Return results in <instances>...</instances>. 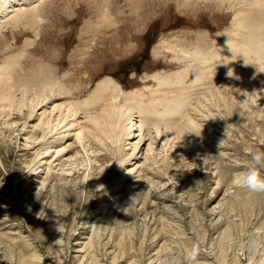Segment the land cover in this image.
Returning <instances> with one entry per match:
<instances>
[{
	"label": "rangeland",
	"instance_id": "rangeland-1",
	"mask_svg": "<svg viewBox=\"0 0 264 264\" xmlns=\"http://www.w3.org/2000/svg\"><path fill=\"white\" fill-rule=\"evenodd\" d=\"M224 42L233 64H223ZM235 69L260 72L256 89L233 102L227 87L217 89ZM44 81L60 102L98 99L91 114L110 102L112 89L99 88L108 81L136 95L135 106L153 96L160 111L172 102L164 121L174 130L187 115L196 125L179 141L146 133L132 159L134 124L118 145L84 131L81 107L79 119L67 120L72 129L59 124L58 134L37 126L49 107L26 122L0 108V264H189L194 244L196 264L264 259V193L236 183L249 150L264 149V0L0 2V98L17 100ZM209 93L213 104L195 111ZM137 110L138 123L156 126ZM17 115L19 125L6 126ZM81 142L95 153H83ZM147 142L159 144L154 162L136 154Z\"/></svg>",
	"mask_w": 264,
	"mask_h": 264
},
{
	"label": "bare ground",
	"instance_id": "bare-ground-1",
	"mask_svg": "<svg viewBox=\"0 0 264 264\" xmlns=\"http://www.w3.org/2000/svg\"><path fill=\"white\" fill-rule=\"evenodd\" d=\"M17 1V0H16ZM15 0H0V2L2 3V6H6V7H9V6H12L13 3H16ZM238 13V12H237ZM237 22V21H236ZM236 25V24H235ZM239 25H241V23H239ZM238 25V26H239ZM243 25V24H242ZM240 29V28H239ZM260 30V29H259ZM222 31V30H221ZM223 32V31H222ZM221 32V33H222ZM236 34V33H235ZM234 37V36H233ZM227 39V38H226ZM258 39V38H257ZM256 41V40H255ZM262 43V42H261ZM230 45L231 43H226L224 42V46H223V51L222 53L220 54V56H226V61L223 63H232V61L230 60V56L228 57L227 54L225 53V49H228L230 48ZM263 45V44H262ZM244 46V45H243ZM236 48V46H234ZM245 47V46H244ZM244 47H238L237 48V53L243 55V54H246L244 52V49L246 51V48ZM220 48V47H219ZM219 50V49H218ZM248 52V51H247ZM217 59V58H216ZM236 59H237V56H236ZM179 60V59H178ZM236 61V60H235ZM234 63V62H233ZM232 63V64H233ZM233 67V66H232ZM217 68V67H216ZM215 68V69H216ZM228 68V67H227ZM219 69V68H218ZM240 69V68H239ZM239 69H235L233 72H231L229 75H226L224 77V79L220 82L222 84H224V87L222 89H217V91H220V92H224L226 90V87L227 89L231 92L232 94V101H237L239 100V98L241 97H245L247 96L248 94V91L249 89H251L252 85L254 86V89L255 88V83L253 81V76H255V74L259 75V70L258 72L256 70H250L249 72H245L244 70H239ZM212 70V69H210ZM220 71V70H219ZM221 72V71H220ZM204 73V72H203ZM216 74V72H215ZM202 75V74H201ZM214 75V74H213ZM217 75V74H216ZM173 76V75H172ZM215 77V76H214ZM179 78V77H178ZM195 79V78H194ZM197 79V78H196ZM214 79V78H212ZM216 79V78H215ZM214 79V80H215ZM219 79V78H218ZM201 80V79H200ZM208 80V79H207ZM217 80V79H216ZM183 81V80H182ZM199 81V80H198ZM211 81V80H210ZM106 82V81H105ZM205 82V80H204ZM203 82V84H204ZM209 82V81H208ZM219 82V81H218ZM216 82V83H218ZM225 82V83H224ZM107 84L105 83H101L99 84V88L102 89V90H107V88H111L112 90H109V91H113L110 95L111 97V100L110 102H108V104H106L105 107L101 108V111L100 113L98 114H91V112H89V108L93 107V105L97 104L98 103V99L96 100H90L88 103L84 102V103H77V102H72V101H68V102H64V101H59L60 100V93L59 90H55V86H53L52 83L50 82H47V81H44L43 84L37 86L35 89L33 90H27V89H24V90H21V93H20V98H18L17 100H15L13 97H1L0 98V102L2 101H5L3 103L0 104V108H2V112L3 111H10V113H13V114H18L17 112H19V117H21V119H24V121L26 122V118H31L32 117V114L33 112H35L34 110L36 108L38 109H41L43 108L45 111L47 109V107H49V112H48V115L50 114L49 117H46L44 116V118L42 119L40 117L39 119V124L37 126L40 127V129H42V131H44V128L43 126H47V128L49 129V132H52L54 130V134L56 133V129H58L57 127L60 125V127L63 128V130H60L63 132V131H69V129H72V127L75 125L73 124H68L67 120H77L79 119V117H77L79 114V108L81 107L82 109V112H84V128L87 127V130H84L86 131L87 133L89 134H92V135H98L97 137H99V134L101 132L104 133L105 135H107V138L109 137V139L114 143L116 144H120L122 142V139L123 137H125L128 132L129 129H131V126L134 124L138 127V133L135 134V137H136V141L134 142V145H133V151L132 153L129 155L130 157H132V159H134L133 157V153L134 151L137 149V146L139 145L140 142H142V144H144V135L146 133H150V131H152L153 133L157 134V135H160L159 136V140L160 142H164L165 139L167 138L166 136H170L171 133H175L177 134L176 138L174 141L178 140V139H181V137H185V135L188 134L189 130H192L191 128H194L192 127L191 124H195L194 123V119L195 117L193 116H189L187 115L186 116V119L184 120V124L182 126H179L177 128V130H174L172 126L173 123L175 122H168L166 123L164 121V116L165 115H168L172 108L175 106L173 105L172 102H169L170 103V107H168L167 109H162V111H160L158 108H156V104L160 105L161 103L158 102V100L155 98V96H153L149 101H148V104L147 105H142V106H135V104H137V102H139L138 100H134V98L136 99L137 96H132L133 95L132 93H123V91L119 88V86L115 83H110V82H106ZM207 83V81H206ZM160 84V83H159ZM162 84V83H161ZM175 84V83H174ZM211 84H212V81H211ZM221 84V85H222ZM258 84V83H257ZM257 86V85H256ZM199 87V86H198ZM83 88V87H82ZM230 88H233L235 90V92L233 90H231ZM175 89V88H174ZM201 89V88H200ZM158 90V89H157ZM252 90V89H251ZM250 90V91H251ZM61 91V90H60ZM173 91V90H172ZM254 91V90H252ZM192 92V91H191ZM194 92V91H193ZM31 93V95H30ZM251 93V92H250ZM249 93V94H250ZM104 95V94H103ZM156 95V94H155ZM184 95V94H183ZM210 97L211 98H208L207 100H209V102H206L204 104L200 103L199 106H195L194 107V110H198V107L200 106H207L205 104L209 103L211 104L213 100L212 98H215V94L212 93L210 94ZM139 96V95H138ZM162 96H166L165 93H163ZM172 96V95H171ZM191 96V95H190ZM109 97V96H108ZM175 97V96H174ZM188 97V96H187ZM224 97V96H223ZM102 98V96L100 97ZM140 98V96L138 97ZM186 98V97H185ZM250 98V96H249ZM248 98V99H249ZM252 98V97H251ZM103 99V98H102ZM169 99V98H168ZM245 99V98H244ZM173 101L175 99H172ZM177 100V99H176ZM225 100V98H224ZM223 100V101H224ZM246 100V99H245ZM128 101H130V103H127ZM171 101V100H170ZM215 101V100H213ZM217 101L219 102L218 98H217ZM178 102V101H177ZM187 102V101H186ZM185 102V104H186ZM238 103V102H237ZM140 104V102H139ZM213 104V103H212ZM215 104V103H214ZM182 105V104H181ZM96 106V105H95ZM183 106V105H182ZM5 107V109H4ZM135 107H138L139 109V113H145L146 114V117L149 115L151 116V118L156 122L154 123V125L156 126H151V127H148V128H144L142 126V123L143 122H147V120H140L139 122L141 123H138V119L136 120V116L134 115V113L132 112V110L135 108ZM178 107V106H177ZM100 109V108H99ZM98 109V110H99ZM201 109V108H200ZM5 111V113H6ZM15 111V112H14ZM202 111V110H201ZM208 111V110H207ZM38 112V111H37ZM46 112V111H45ZM45 112H42L45 114ZM96 112V111H95ZM176 112V111H175ZM27 113V114H26ZM174 113V112H172ZM201 113V112H200ZM189 114V113H188ZM203 114V112H202ZM2 114H0L1 116ZM52 115V116H51ZM9 115L7 114V117ZM41 116V115H40ZM148 116V117H149ZM6 116L5 117H2V119L4 118H7ZM181 117V115H180ZM83 118V117H82ZM150 118V117H149ZM14 119V117H13ZM182 119V118H180ZM5 120V119H4ZM11 121V120H10ZM19 121H21L19 118H18V115H17V118H15L14 123H11V122H6L8 123V126L9 125L12 127V125H16L18 124L19 125ZM23 121V123H24ZM171 121V120H170ZM5 122V121H3ZM66 123V124H65ZM81 123V122H80ZM197 123V122H196ZM78 124V123H77ZM146 124V123H145ZM144 124V125H145ZM159 125H163V126H159ZM170 125V128L171 129H167ZM196 125V124H195ZM193 125V126H195ZM146 126V125H145ZM148 126H149V123H148ZM165 126V127H164ZM200 126V125H199ZM81 127V126H80ZM10 128V127H9ZM14 129V128H13ZM47 129V130H48ZM80 129V128H79ZM82 129V128H81ZM194 130V129H193ZM60 131V132H61ZM78 131V130H77ZM83 131V129H82ZM82 131H78L76 133V136L74 135V137H77V139L79 141H81L82 139ZM195 131V130H194ZM204 131V130H203ZM61 132V134H62ZM69 133V132H68ZM190 133V132H189ZM192 133V132H191ZM58 134V132L56 133ZM86 134V133H85ZM60 135V134H59ZM66 136L68 135L67 133L65 134ZM71 135V134H70ZM134 134H132L133 136ZM181 137L179 138L178 136ZM42 136H46V135H42ZM56 136V135H55ZM85 136V135H84ZM87 136V135H86ZM188 136V135H187ZM186 136V138H187ZM190 136V135H189ZM88 137V136H87ZM94 137V136H93ZM156 137V136H155ZM63 138V137H62ZM84 138V137H83ZM90 138V136H89ZM172 138V137H171ZM190 138V137H189ZM59 139V138H58ZM86 139V138H84ZM88 139V138H87ZM86 139V140H87ZM185 139V138H183ZM182 139V140H183ZM41 140V138H40ZM170 140V139H169ZM190 140V139H189ZM43 141V140H41ZM168 141V140H167ZM166 141V142H167ZM173 141V140H172ZM179 141V140H178ZM86 142V141H85ZM83 142H81V147L83 149V153L87 154L89 152L90 153H95L93 150H89V149H86L84 147V144H82ZM185 143V142H184ZM87 144V143H86ZM165 144V143H164ZM89 145V144H88ZM88 145H85L86 147H88ZM162 145V144H160ZM167 145V144H166ZM189 145V144H188ZM159 144H155L154 142H147L146 144V149H145V152H141V149L136 153V154H139V157H143L145 160L149 159L150 161L154 162L160 155V152L157 150ZM194 146V145H193ZM164 147V148H163ZM162 148L165 149V145L163 146ZM169 147H170V144H169ZM168 147V148H169ZM190 147V146H189ZM166 147V149H168ZM65 150V148H62L61 151ZM56 153L58 151H60V149H57L55 150ZM161 151V150H160ZM97 153V151H96ZM84 156V155H83ZM32 182H36L35 179L32 180Z\"/></svg>",
	"mask_w": 264,
	"mask_h": 264
},
{
	"label": "clouds",
	"instance_id": "clouds-1",
	"mask_svg": "<svg viewBox=\"0 0 264 264\" xmlns=\"http://www.w3.org/2000/svg\"><path fill=\"white\" fill-rule=\"evenodd\" d=\"M248 154L249 164L246 170L237 175L236 183L251 193H264V149L252 148ZM198 256L199 249L194 244L187 252V261L196 264ZM247 264H264V259L258 260L255 254H250Z\"/></svg>",
	"mask_w": 264,
	"mask_h": 264
}]
</instances>
